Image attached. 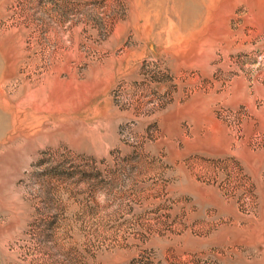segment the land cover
I'll use <instances>...</instances> for the list:
<instances>
[{
  "label": "rangeland",
  "instance_id": "obj_1",
  "mask_svg": "<svg viewBox=\"0 0 264 264\" xmlns=\"http://www.w3.org/2000/svg\"><path fill=\"white\" fill-rule=\"evenodd\" d=\"M0 264H264V0H0Z\"/></svg>",
  "mask_w": 264,
  "mask_h": 264
}]
</instances>
